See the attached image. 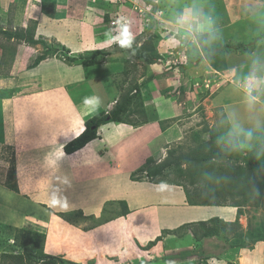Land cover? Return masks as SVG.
I'll return each mask as SVG.
<instances>
[{"label": "rangeland", "instance_id": "rangeland-1", "mask_svg": "<svg viewBox=\"0 0 264 264\" xmlns=\"http://www.w3.org/2000/svg\"><path fill=\"white\" fill-rule=\"evenodd\" d=\"M0 25L13 31L29 28L40 39L31 44L0 34V136L22 129L20 144L27 150L43 137L55 144L69 142L84 130L87 119L100 111L102 116L109 113L122 93L143 85L144 103L139 99L126 122L107 117L98 128L99 137L91 142L94 150L85 165L64 159L54 172L52 164L43 169L53 177L51 184H57L43 201L57 218L84 231L80 237L55 231L48 240L46 235L44 248L47 244L56 253L51 255L65 264L78 259L90 264H135L153 255L161 259L152 264H210L214 258L222 264H239L235 260L246 254L254 264L264 263V240L255 249L232 248L235 231L250 227L264 234L260 207L243 208L227 241L196 240L195 226L185 228L186 236L180 239L178 233H169L172 217L177 227L176 222L187 220L186 210L217 206L202 202L219 203L228 196L229 187L220 180L206 185L207 165L192 179L190 172L196 167L183 159L182 170L169 166L157 176L159 183L145 170L139 171L143 166L154 168L169 156L208 153L213 145L230 153L231 163H244L247 153L264 162V0H0ZM116 37L129 41L130 47L116 43ZM141 43L148 45L146 52L154 62L140 56L145 51ZM49 48L46 58L33 65ZM205 48L212 51L210 57ZM97 49L103 52L94 65L79 63ZM183 52L189 59L179 63ZM253 73L261 84L249 90L247 78ZM89 97L99 99L97 108L85 104ZM240 127L251 129L253 137L241 136ZM49 147L44 154L57 145ZM198 147L201 152L195 151ZM27 158V172L36 171L31 168L32 156ZM263 170L254 172L261 176ZM95 172L113 177L97 181L92 178ZM123 200L130 210L125 215ZM170 202L193 208H166ZM80 207L88 216H77ZM14 223L22 224L17 219L0 220V253L14 249L6 243L22 227ZM206 244L216 248L192 250Z\"/></svg>", "mask_w": 264, "mask_h": 264}, {"label": "trees", "instance_id": "trees-1", "mask_svg": "<svg viewBox=\"0 0 264 264\" xmlns=\"http://www.w3.org/2000/svg\"><path fill=\"white\" fill-rule=\"evenodd\" d=\"M108 18L109 15L108 14L105 15V19L108 20ZM0 34L5 35L7 38H18L31 44L40 43V39L35 37V31L29 28H27L26 30L16 29L15 31H13L9 29H4L0 25ZM140 47H143L145 50L144 52L141 53L140 56L144 57L150 62H154L155 59L150 58L148 53L146 52L148 51V45L142 43ZM48 50H50V48L47 49L43 54L38 55L33 65H38L42 60H44L46 58ZM204 50L207 56L209 55L210 57L212 55V51L210 50V48L209 49L205 48ZM102 52L103 51L101 49H97L91 52V55L88 54L87 56L83 57L79 63H82L85 66H92L96 63L95 61L96 56L98 54H101ZM187 55L189 58V54ZM68 58L71 61H77V59L74 57H68ZM142 86H143L142 84H135L134 86L126 90L124 93H122L120 95V98L115 103L114 108L109 113H106L102 116L99 115L102 112L100 111V113L93 115L92 117L87 119L85 122V129L78 136H76L75 138L64 144V151L68 154H72L85 147L91 141L98 138L99 137L98 128L108 120L107 119L108 116L110 121L126 122L125 116L132 110V108L139 101V99H141L142 102L144 103L142 97V90H141ZM136 125L139 124L137 123ZM195 151L201 152V147L200 148L198 147L197 149H195ZM234 154L235 156L239 157L241 152L239 150H236ZM171 155L173 157V152H171ZM169 157L163 163L159 164L154 168L144 169L145 166H143L139 169V171L145 170L148 173V175L152 178L153 182L159 183L161 181L157 180V176L159 177L169 166L175 165L176 169L178 171H181L182 170L181 163L183 159L189 161L190 164L194 163L193 164L194 168L196 167V169L190 172L192 179H195V177L198 176L199 173H201V167L205 164L207 165L206 166L207 168L204 167L205 175L203 179L204 181H206V185H208L209 181L213 180L214 182L216 180H220V182L223 183V185H227L230 189L225 188V192L228 194V196H224V199L221 202L219 201V203H211L209 200L206 199L205 202H202V204L217 205V206L221 205L224 207H235L237 210L236 219L234 221H226L223 218L216 216L205 221H199L196 223L193 222L186 223L180 226V228L178 227L179 229L169 232L172 235H174L173 233H178L179 236L182 237L185 235V233H183L185 228H190L195 226L197 227L196 229L199 231L200 234L196 232V229L194 228V230H192L194 234V239L203 238L206 236H216V239L218 240L225 239L227 241L226 237L228 235V232L231 231V227H230L231 224H234V222H237L239 220V216L243 213V208L245 206L250 205L253 206V208L260 207L263 208L264 210V191H263L264 170L261 171L260 173L261 176L255 174L254 172L255 170H259L260 168L264 167V162H262L256 156L254 155L252 156L247 153L245 156H243L244 163L241 162L231 163L230 162L231 161L230 159L232 158L231 154L228 152L224 153L223 151H220V149H216L215 145H213V148L208 153H202L200 155H194V154L181 155L174 157V159H169ZM15 160L16 159L14 155L12 159L10 171L8 173V180L6 185L8 188L12 189L15 193H19V188L16 181L17 171H16ZM224 160L227 161L224 162ZM234 160L238 161L239 158L236 157ZM150 161L151 158L147 160L146 164ZM216 163L218 166H214V164ZM198 193L202 194L203 191ZM210 194H212L211 197H214V195H216V192ZM198 196L201 197L200 194H198ZM122 203L124 205L123 215H125L129 213L130 210L128 208L126 201L123 200ZM191 204H197V202L191 201ZM76 214L77 216L82 215L83 210H78ZM82 216L84 217V215ZM91 218H94V216L91 215ZM263 235L255 230H252L250 227L247 229L246 232L235 231V234L233 236L232 248H235L237 250L239 248L252 249L254 248V245L256 243L264 240ZM45 239H46V233L37 228H33V227L19 228L17 231H15L13 237L9 236L6 239L7 245L13 246L14 249L17 251L11 248L10 251L5 250L2 253H0V264H65L64 263L65 261L62 258L56 257L55 255H51V253L45 252V248H44ZM220 253L226 254L224 252H220ZM160 259L161 258L153 255L151 259L149 260L143 259V261L137 260L135 264H152L159 262ZM165 261L167 262V260ZM68 264H79V263H74L71 261Z\"/></svg>", "mask_w": 264, "mask_h": 264}, {"label": "crops", "instance_id": "crops-1", "mask_svg": "<svg viewBox=\"0 0 264 264\" xmlns=\"http://www.w3.org/2000/svg\"><path fill=\"white\" fill-rule=\"evenodd\" d=\"M12 135H10L7 131L4 134V137L2 138L0 136V220L3 222H9V220L17 219L19 220L22 224H16L14 223L15 226H22V227H33L37 228L41 231L44 230L45 227L49 226L51 224L52 226H49L48 232H45L48 240L50 239V235L52 232H57L60 231L62 234H73V232L77 236H82L84 231H80V229L72 224V222H65L60 220V218H57L56 215H53L52 208L51 206H48L43 199H46L45 193L50 191L48 189H53L56 188V183L53 185L51 182L53 181V177L44 172L43 169L46 170L47 166L49 164H52V172H54V168L56 169L57 164H59L61 161L65 159L66 162L69 163L71 161L74 163V165H85V160L90 156V152L94 150V146H92L91 142L88 143L85 147L82 149L72 153V154H64V144L66 142H61L56 144L53 142V140L49 139V137L46 139L41 138L40 143L37 142V145L31 149L27 150L26 145L23 146L20 144V142L24 139H22L21 133H24L22 129L20 130L18 127L15 128V131H12ZM82 132V131H81ZM78 135V134H76ZM27 136V135H25ZM42 140V141H41ZM94 141V140H93ZM50 145V149H53L55 145H57V148L53 151L51 150L50 152L46 154L43 153L45 146ZM34 150V151H32ZM57 150H61L60 152ZM96 150V149H95ZM31 151V152H28ZM64 152V153H62ZM51 153V154H49ZM15 155V165H16V171H17V185L19 188V193H15L12 189L7 187V180H8V173L10 169V164L12 163V159ZM28 155L32 156V162L31 163V168L36 169V171H29L27 172L26 165L24 162L26 160H29V158L24 159L25 157H28ZM40 155V156H39ZM51 155L52 158L51 159ZM102 157L104 153L101 151L98 153ZM67 156V157H66ZM50 159V163L47 164L45 159ZM70 159V160H69ZM85 169V166L83 167V170ZM31 172V173H30ZM57 175V174H56ZM113 174L110 173L108 174H102L99 173L97 174L96 172L92 175V178L97 181H103L107 179L108 177ZM55 176V174H54ZM88 177L84 176V179ZM19 198L24 199L25 201L19 202ZM37 199V200H36ZM21 206V207H20ZM195 206V205H193ZM167 207L171 208H178L180 209H186L187 207H192V206H183L184 208H181L180 206H177L176 203L170 202L169 204L166 205ZM203 207V208H202ZM193 208V207H192ZM174 209V210H175ZM79 210H82V207H80ZM135 209H131L133 212ZM49 211L51 213L49 214ZM181 211V210H180ZM46 213V215H44ZM187 220L182 219L180 223L176 222V226L179 225L181 226L182 224L185 223H196L199 221H205L208 220L212 217L219 216L223 218L226 221H234L237 215V211L235 207H224V206H201L198 209H191V210H186L185 211ZM3 214V215H2ZM32 214V215H31ZM33 214L36 215V217L33 216ZM84 215V213L82 214ZM80 215V216H82ZM85 215H88L85 214ZM84 215V216H85ZM4 216V218L2 217ZM79 216V215H78ZM8 217V218H7ZM24 217V219H22ZM29 218V222L26 223V219ZM6 219V220H5ZM174 219V217H172ZM171 219V224L172 226L169 228L170 230H174L178 228L179 226L175 227L174 225V220ZM73 221V220H71ZM12 224V223H10ZM49 234V235H48ZM145 234V232H144ZM57 236V233H56ZM186 236V235H184ZM182 237H177L178 239L183 238ZM53 237V236H52ZM175 237V236H174ZM200 240L202 242L209 241L211 243H215L216 236H206L203 238H197L196 240ZM200 242V243H202ZM210 243V244H211ZM208 244V243H207ZM207 244L203 249H197L192 250L196 253H201L202 250H206L208 248H213L212 251H214V247H208ZM260 244V243H259ZM258 246V245H257ZM46 252L48 253H55L51 252L48 250V245H45ZM232 249V248H231ZM244 250H248V248H243ZM255 249V248H254ZM234 252V251H233ZM219 253V252H218ZM226 253V252H224ZM56 254V253H55ZM227 254V253H226ZM231 254V251L229 252ZM238 260H235V262H238L239 264H254L253 259L249 258V254H246V257H238ZM230 259V257L228 258ZM72 260V259H71ZM75 261V260H74ZM221 259H213L211 260L210 264H222ZM81 260H76L74 263H79V264H90V261L87 263H81ZM124 263V262H123ZM224 263V261H223ZM124 264H131L130 261H127ZM264 264V263H263Z\"/></svg>", "mask_w": 264, "mask_h": 264}, {"label": "clouds", "instance_id": "clouds-1", "mask_svg": "<svg viewBox=\"0 0 264 264\" xmlns=\"http://www.w3.org/2000/svg\"><path fill=\"white\" fill-rule=\"evenodd\" d=\"M123 40L119 39V37L115 38V42L121 45H126L130 47V42L127 41V43H122ZM142 44V43H141ZM187 53L183 52V54H181V57H179L178 62L182 63V62H186L187 57ZM189 59V58H188ZM256 63H259V61H256ZM261 84V80L259 77H257L254 73L250 74L249 77L247 78V83H246V87L249 90L255 89L256 87H258ZM85 104L88 105L89 107L95 109L99 106L100 101L98 98H94V97H89L85 99ZM85 129V128H84ZM239 132L240 135L243 136L244 138H251L253 137L254 133L251 129H244L242 127L239 128ZM80 134V133H79ZM78 136V135H77ZM75 138V137H74ZM67 143V142H66ZM65 143V144H66ZM64 147V146H63ZM46 252V251H45ZM48 253V252H47Z\"/></svg>", "mask_w": 264, "mask_h": 264}, {"label": "snow or ice", "instance_id": "snow-or-ice-1", "mask_svg": "<svg viewBox=\"0 0 264 264\" xmlns=\"http://www.w3.org/2000/svg\"><path fill=\"white\" fill-rule=\"evenodd\" d=\"M127 34H128V33H127V30L125 29V30H124V35L127 36ZM122 43H127V40H123Z\"/></svg>", "mask_w": 264, "mask_h": 264}, {"label": "bare ground", "instance_id": "bare-ground-1", "mask_svg": "<svg viewBox=\"0 0 264 264\" xmlns=\"http://www.w3.org/2000/svg\"><path fill=\"white\" fill-rule=\"evenodd\" d=\"M77 131V130H76ZM167 186V185H166Z\"/></svg>", "mask_w": 264, "mask_h": 264}]
</instances>
